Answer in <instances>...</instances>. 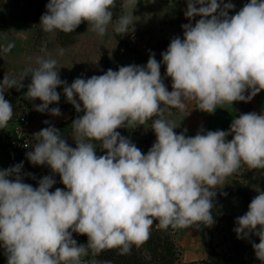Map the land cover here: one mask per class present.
<instances>
[{
	"label": "clouds",
	"instance_id": "1",
	"mask_svg": "<svg viewBox=\"0 0 264 264\" xmlns=\"http://www.w3.org/2000/svg\"><path fill=\"white\" fill-rule=\"evenodd\" d=\"M186 3L190 22L181 26L183 39L171 40L162 61L153 52L144 66L108 69L78 77L71 85L61 80L55 59H41L31 71L24 98L42 101L36 111L60 116V108L49 105L59 102L56 89L63 86L67 102L84 114L71 123L75 148L60 130L48 126L34 134L37 142L26 153L33 165L46 164L58 174L64 189L50 191L56 183L51 176L41 178L38 187L24 183L23 162L0 169V248L7 264H80L89 249L98 254L119 248L128 254L133 245L147 241L154 221L165 229L210 227L217 185L243 165L264 169V113H243L227 131L201 128L194 136L177 134L173 124L156 119V140L146 154L117 131L162 115V105L184 109L185 101H196L200 111L211 114L218 105L248 102L264 91V0H249L234 15H229L235 8L231 2ZM114 4L49 0L39 24L46 32L71 33L86 21L103 36ZM130 24L132 16H121L114 31L127 33ZM161 63L171 91L163 82ZM21 81L7 73L0 81V129L13 116L4 93L23 88ZM92 141H99L106 154L98 156ZM235 224L238 239L259 238L252 248L264 264V191ZM73 233L87 236V244L78 245Z\"/></svg>",
	"mask_w": 264,
	"mask_h": 264
},
{
	"label": "rangeland",
	"instance_id": "2",
	"mask_svg": "<svg viewBox=\"0 0 264 264\" xmlns=\"http://www.w3.org/2000/svg\"><path fill=\"white\" fill-rule=\"evenodd\" d=\"M48 2L49 0H0V81L5 73L18 82L23 79V88L17 90L13 87L5 92L15 93L19 97L17 110L13 112L7 126L0 129V150L4 151L7 158L3 145L12 134L17 116L27 113L34 119L39 114L36 106L42 101L38 98L27 100L24 93L32 80L31 71L39 67L38 62L41 59H55L56 70L67 85H71L78 77L87 79L93 75H102L108 69L117 71L121 66H144L149 55L155 53L156 47L137 28L141 27L142 31L151 29L156 22L163 19L169 6L166 0H137V4L135 0L131 4L128 0H115L114 7L111 8L112 22L106 34L100 36L86 21L71 33L44 31L39 23ZM124 15L132 16L134 24L128 26L127 33H117L114 27ZM56 91L60 94L59 101L66 99L63 86ZM75 113L79 115L78 112ZM83 114L81 111L80 115ZM142 129L144 130V126ZM94 146L97 147L98 156L104 153L99 145ZM237 184L240 185L239 188ZM215 191V223L212 226L175 228L174 239L183 260L206 257L209 236L213 237L220 251L232 253L235 220L245 214L252 199L260 191H264V169H249L247 165H243L217 185ZM74 239L78 245L86 244L80 235H75ZM253 242L258 243V238L249 239L250 250H253ZM87 263L88 253L80 258V264ZM0 264H7L2 248Z\"/></svg>",
	"mask_w": 264,
	"mask_h": 264
},
{
	"label": "crops",
	"instance_id": "3",
	"mask_svg": "<svg viewBox=\"0 0 264 264\" xmlns=\"http://www.w3.org/2000/svg\"><path fill=\"white\" fill-rule=\"evenodd\" d=\"M169 4L167 13H164L163 19L159 20L152 26L151 29L142 31L141 27H138L141 32L147 37L148 42H151L155 47V54L157 61H162L161 53L166 51L171 40L177 36L183 39V29L182 25L189 23L190 21L185 17L184 12L187 8L186 0H166ZM241 1V0H239ZM224 3L231 2L235 5V8L229 11V15H234L239 11L243 6L240 2L237 3L236 0H223ZM223 5H221L222 7ZM200 17L197 16L191 23L194 25L196 20H199ZM161 44V48H157V45ZM161 76L163 77V82L167 87L168 91L172 90V81L171 78L166 76V66L161 63ZM248 95V93H245ZM186 107L184 109H179L176 107L166 106L164 108L163 114L159 117H154L148 119L143 125L140 124H130L128 127H138L141 128L144 126V130L139 133L127 132L121 134V136L128 138L132 143H134L143 153H147L148 150L153 145L151 137L153 134L150 132L153 122L156 119H163L175 127L174 131L177 134L184 133L186 136H194L202 128L204 132L211 130H224L227 131L230 128V125L234 118H238L240 114L255 112L257 114L264 113V91H261L255 95L250 101L243 102L237 101L232 104L224 103L218 105V108L214 113H206L200 111L198 103L196 101H185ZM53 107H59L61 111L60 116H53L49 111L39 114L33 119L32 129L33 133H38L41 129L54 126L58 130L62 137L67 141V143L75 148L76 144L74 141V133L72 129V121L79 117L75 113V108L72 104L67 102V99L59 101L57 104H52L49 106V109ZM82 116V115H80ZM72 119L68 124H63L64 121ZM47 121L48 123H45ZM187 130V131H185ZM36 137L33 135L32 147L35 145ZM228 140L232 139V136L227 137ZM106 152L102 153V155ZM12 167L9 158L4 154L3 150H0V169H7ZM27 170L30 172L36 173L40 179L44 176H51L56 183L50 189V191H55L56 188L64 189V185L60 181V176L52 172L49 166L45 165H33L29 160L27 161ZM66 190V189H65Z\"/></svg>",
	"mask_w": 264,
	"mask_h": 264
},
{
	"label": "trees",
	"instance_id": "4",
	"mask_svg": "<svg viewBox=\"0 0 264 264\" xmlns=\"http://www.w3.org/2000/svg\"><path fill=\"white\" fill-rule=\"evenodd\" d=\"M162 45L158 44L157 48ZM156 58V54H155ZM5 99L13 106V112L17 110L19 97L15 93H4ZM166 108V105H162ZM160 116V115H159ZM154 116V117H159ZM72 119L64 121L63 124H68ZM120 134L133 132L139 133L142 127H121L117 129ZM153 134L151 140L155 142V132L150 129ZM93 144L99 145V141H92ZM3 147L5 148V142ZM103 152H106L102 150ZM240 185L237 184L239 188ZM175 228L169 226L168 228L159 227L158 221H154L150 229V236L140 246L133 245L128 254H121L119 248L105 249L98 254L93 253L91 249L88 250L89 263L87 264H261L256 259L255 253L249 248V239L258 238L255 235H250L248 238H237L236 233H233L232 239L234 243L232 253H224L218 249V245L213 241V237L208 238V255L201 259H193L186 261L181 259V253L177 242L174 239ZM77 233H73L76 235ZM79 235V234H77ZM87 244V236L80 235ZM259 243V238H258ZM87 246V245H86Z\"/></svg>",
	"mask_w": 264,
	"mask_h": 264
},
{
	"label": "built area",
	"instance_id": "5",
	"mask_svg": "<svg viewBox=\"0 0 264 264\" xmlns=\"http://www.w3.org/2000/svg\"><path fill=\"white\" fill-rule=\"evenodd\" d=\"M237 3L240 2L241 6H244L249 0H236ZM33 119L27 113H21L17 116L16 122L12 134L8 136L5 141V148L8 158L12 164L23 162V169L21 175L23 177V182L31 184L33 187H38L40 177L34 173L27 170V157L26 153L30 152L32 147L33 139V129H32ZM27 146V147H25ZM31 174V175H26ZM34 177V178H33ZM77 235V234H76ZM75 235H73L74 239Z\"/></svg>",
	"mask_w": 264,
	"mask_h": 264
},
{
	"label": "water",
	"instance_id": "6",
	"mask_svg": "<svg viewBox=\"0 0 264 264\" xmlns=\"http://www.w3.org/2000/svg\"><path fill=\"white\" fill-rule=\"evenodd\" d=\"M79 113H81V112H79Z\"/></svg>",
	"mask_w": 264,
	"mask_h": 264
}]
</instances>
